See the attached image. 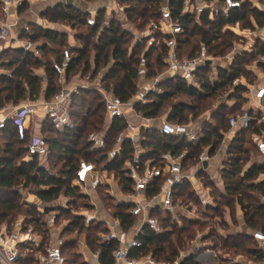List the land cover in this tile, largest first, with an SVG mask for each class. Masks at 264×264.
<instances>
[{"label": "trees", "instance_id": "trees-1", "mask_svg": "<svg viewBox=\"0 0 264 264\" xmlns=\"http://www.w3.org/2000/svg\"><path fill=\"white\" fill-rule=\"evenodd\" d=\"M206 1L222 3L224 0ZM117 2L124 8L123 13L127 19H133L134 15L145 19V23L161 19L160 9L163 0H117ZM184 4L185 0H170L174 20H178L184 29V33L178 38L181 56L196 57L202 44L208 48L210 54L212 52L214 56H224L227 50L233 47L234 34L231 29L227 28L228 26L238 24L242 29L254 30V19L257 26L264 27V11L252 6L249 0H245L241 8L232 10L230 17L226 18L222 11H219L213 19L210 18L209 10H206L199 19L194 14L182 15ZM26 6L20 10L21 13ZM101 14L100 10L94 26L87 23L90 13L73 4H58L49 7L42 12L41 16L53 23L64 21L71 28L77 25L87 28L86 34L75 35L80 41V47L75 50L76 55L73 54V61L67 71L68 82H71V79L78 74L86 75L90 70L93 72V78L101 70H106L102 79L103 86L112 91L115 96L127 101L136 92L137 71L142 55L148 59L149 77L155 76L157 70H165L163 57L167 49L164 40L168 36L158 33L157 36L161 37L160 43L145 52L142 51L143 40L139 39L129 51L127 36L130 33L122 29L120 25H115L114 21L109 25L102 24L104 17ZM31 28L32 34L26 37L41 43L42 58L34 57L23 49L4 51L12 55L0 59L2 60L1 67L11 70L13 77L0 74V109L8 103L18 104L25 100L27 87L31 99L43 96L47 100L51 99L62 87L53 63L62 60L63 50L68 46V34L58 30L44 29L35 23H31ZM196 30H198V40L192 41L191 37ZM92 39L95 41L93 42ZM257 42L251 52L238 53L229 69L218 68L214 79L209 76L211 68L202 67L197 73L200 88L190 86L177 77L166 78L162 81L164 93L152 95L150 103L139 104L136 110L146 118L156 119L162 116L165 107H169L168 121L172 123H188L189 120L194 122L206 109L204 100L220 95L221 91L227 90L228 87H233L231 97L239 105L240 101L244 100L243 93L247 91V88L244 85H234L233 81L237 78H246L251 81L248 79V63L253 62L259 54H264V42ZM53 45L62 46V49L57 51L52 47ZM90 46L95 51L94 67L89 60ZM47 54L50 57H46ZM40 68L46 71V89L43 88L44 79L35 72ZM179 96L192 98L198 104H186L180 100ZM104 109L102 97L96 90L80 89L74 95L70 108V115L75 124L74 129L58 131L46 120L43 136L50 149L47 165L40 164L36 158L30 161L24 160L28 132L21 134L18 127L9 122L0 133L4 137V143L0 144V224L12 225L22 214L26 218V223L35 227L43 239L39 248H34V251L29 253L31 258L35 251L48 244L50 233L47 226L48 214L54 210H60L56 224L61 219L68 220L62 236L66 237L75 232L82 235L85 232L89 248L92 251L100 250L101 263L113 264V252L118 247V242L113 240L109 243H102L98 236L100 232H108L109 229L96 221L86 223L83 217L72 213L75 209L89 206L87 198L77 195L75 192L77 187L72 186L79 161L86 159L95 162L98 166L105 162L106 152L113 148L116 138L127 127L125 119H115L107 128L106 149L95 153L89 152L87 142L89 134L106 128ZM231 115L233 114L225 116L221 113L215 125L210 127L201 125L202 135L197 143L189 142L184 137H166L155 129H142L143 146L147 151L145 157L158 160L164 152L171 151L178 154L186 150L185 169H190L196 164L198 155L205 148H208L210 155L213 156L221 147L224 134L229 129L228 120ZM248 131L253 135H262L264 123L252 121L248 127L238 130L228 148L229 157H232L228 159L227 166L221 171V176L227 195L242 207L246 224L264 233V203L251 195L256 192L264 197V181L256 182L260 175L264 174V161L254 162L245 169L248 157L243 154L249 152V149H244L242 143L245 140L244 134ZM123 145V152L106 167L109 172H115L117 177H121L123 188L127 191L130 189V180L122 168L127 161L132 159L134 147L130 140H125ZM201 175H204V172L201 171ZM205 185L215 187L211 179H207ZM188 187V184L177 187L175 200L182 199L189 202L195 199L198 201ZM20 188L29 189L39 201L46 204L44 212H41L35 203L22 202ZM63 192L71 197L68 206L54 207L53 204L59 200ZM101 192L103 201L110 202L109 207L112 208V214L120 221L123 231L131 230L136 225L137 219L129 213L130 205L127 203L117 205L109 193ZM161 221L164 228L161 233H156L148 227L144 228L140 236L142 246L136 254L152 253L158 260L173 262L180 256L181 244L186 239H192L189 233L191 228L185 225L179 226L178 221L172 216L161 219ZM183 221H188L191 226L194 225L190 219L183 218ZM172 236H175V240L171 239ZM256 246L252 243L251 246L244 248V251L255 256L254 258L258 261L263 260L264 253L256 249ZM73 264L85 263H78L75 260ZM180 264H197V262L194 260V255H190L182 259Z\"/></svg>", "mask_w": 264, "mask_h": 264}, {"label": "built area", "instance_id": "built-area-1", "mask_svg": "<svg viewBox=\"0 0 264 264\" xmlns=\"http://www.w3.org/2000/svg\"><path fill=\"white\" fill-rule=\"evenodd\" d=\"M49 1V0H39ZM31 0H0V54L4 49H23L34 57L42 58L41 43L35 42L27 35L32 34V28L29 23L20 25V10L29 4ZM245 0H224L219 3L221 6H215L206 0H185L182 9V15L194 14L199 19L206 11H210V18L213 19L219 11L228 18L231 11L241 8ZM252 6L260 7L264 11V0H249ZM115 5L111 11H124L117 0L113 1ZM161 21L159 31L160 34L168 36L165 39L166 54L163 57L164 71H158L155 76L149 77V63L145 55L139 60L137 71L136 92L127 101L115 96L112 91L107 90L103 86L102 72L93 78V72L90 70L86 75H81L82 81L78 84H70L67 81V71L73 61L72 45H68L62 53L60 62L54 61L53 67L59 76L61 89L49 100L40 96L36 99L30 98V91L26 89V99L18 104L8 103L0 109V133L12 122L18 127L21 134L28 132L26 144V156L24 160L30 161L38 159L40 164L46 163L50 149L49 144L43 135H35L30 132L31 118L38 111H43L46 119L52 127L58 131L66 129H74L75 124L70 115V108L73 103L74 95L80 89L96 90L102 97L104 103L105 126L103 130L94 131L89 134L87 142L89 152H99L107 147L106 136L107 128L115 119H125L127 127L123 130L115 140L114 146L106 152V160L98 166L93 161L81 159L78 163L76 178L72 181V186L77 187L75 192L77 195L91 197L92 181L98 184L99 181L109 185L108 193L114 199L115 204L127 203L130 205L129 213L136 217L138 224L132 229L131 235L124 232L119 233L115 230L120 225V221L115 218L108 220L109 231L99 233V239L102 243H109L113 240L118 242V247L113 252V264H180V258L173 262L158 260L152 253L136 254L142 246L141 234L145 227L150 230L161 233L164 231L162 225V215L174 217L180 204L175 200L177 187L188 184L193 190L196 189L197 175L204 171V163H209L211 155L209 150L205 148L197 157L194 166L195 171L190 172L185 169V159L187 151L184 150L178 154L171 151L164 152L159 159L145 157L147 154L143 146L142 129H153L152 119L144 117L136 110L139 104H148L152 101L151 96L154 94H162L165 89L162 81L165 78H180L190 86L200 88L197 73L202 67L210 68H230L234 59L235 51L224 59H217L211 55L208 48L202 44L199 54L196 57L181 56L179 52V36L184 33L182 24L178 20H174L170 7V0H163L161 6ZM99 10L90 11L87 23L94 26L97 21ZM236 26H239L238 24ZM227 28L233 29L234 26ZM249 33V32H248ZM159 42H155L154 36L147 41V50ZM258 62L264 65V54L260 55ZM0 74L13 77L11 70L1 67ZM234 85H244L240 78L233 81ZM251 105L244 108L241 112L233 114L228 120V133H235L242 128L248 127L252 121L261 123L264 120V89L257 92L256 95H248ZM227 104H230L229 100ZM231 105V104H230ZM145 121L142 126L135 125L130 122V116ZM209 120V118H208ZM211 121V119H210ZM213 121V120H212ZM159 134L166 137H184L189 142L197 143L202 135V129L190 123H172L162 118L159 125L154 128ZM255 142L259 155L264 158V133L255 135ZM125 140L133 143L134 153L132 159L127 161L122 168L126 177L130 180V189L124 190L121 183V177L115 176V183L109 181L107 165L113 162L117 156L123 152V144ZM228 161V158H227ZM104 175V176H103ZM202 183V182H201ZM106 185V186H108ZM96 186V185H94ZM115 186L120 187L117 194ZM65 195V193H62ZM69 198V196H67ZM202 203L208 205L212 203L211 197L202 198ZM67 203L59 207H67ZM91 206L96 207V203L90 201L88 207H81L72 211L73 215L83 217L86 223L101 220L97 214L91 211ZM41 211L42 209L39 208ZM60 210H54L48 214L47 226L51 239L42 249H38L32 258L29 253L34 248H39L42 242V236L36 232L32 224L26 223V218L22 217L15 221L12 225L7 223L0 224V264H70L65 250L69 248L71 241L67 236L57 230V216ZM114 220V221H113ZM113 221V222H111ZM253 237L259 243L264 244V233L255 231ZM82 253L84 255L85 264H102L100 261V250L92 251L87 243L86 235H83ZM25 246V247H24ZM24 247V249H23ZM184 254L180 255L182 258Z\"/></svg>", "mask_w": 264, "mask_h": 264}, {"label": "rangeland", "instance_id": "rangeland-1", "mask_svg": "<svg viewBox=\"0 0 264 264\" xmlns=\"http://www.w3.org/2000/svg\"><path fill=\"white\" fill-rule=\"evenodd\" d=\"M113 1L114 0H91V1L83 0L79 2L78 5L79 7H82L83 10H88V9L93 10V11L101 10L102 11L101 15L104 17L102 24L109 25L114 21L115 25H120L122 29H125L127 32H129L130 34H128L127 36L129 39V42L127 44V46L129 47V51L132 50V48L134 47V45L137 43L139 39L143 40V47H142L143 52L147 51V47H146L147 41L151 37L154 36L155 42L160 43L161 37L157 36V34L160 33L159 27H160L161 19L150 20L148 23H145V19L137 18L136 15H134L133 19H127L123 11H119L117 13L116 11H111V9L115 6L113 4ZM44 7L45 6H42L34 1L32 2V4H28L26 6L25 10L22 13V16L24 17V19H38L39 18L38 15H40L39 14L40 11L41 10L45 11L47 9V8L45 9ZM55 27L58 31L68 34L67 43L68 45H72V53L76 55L75 50L80 45V41L77 40L75 35L80 34V33L86 34L87 28L84 26H78V25L71 28L70 25H68L64 21L55 23ZM231 31L234 34L233 47L227 50L226 55L221 56V57L215 56L217 59H224V57L230 55L236 49L240 50L242 49V47H249L252 44H254L253 43L254 37L252 36L251 33H248L251 37L250 39H248V38H244V36L241 35L239 28H236L235 30H231ZM197 34H198V30H196L194 32V35L191 37L192 41L198 40ZM92 41L94 42L95 40L92 39ZM52 47L57 51H60L62 49V46H59V45H53ZM5 50H8V49L2 50L0 54V59L11 57L12 54L10 52H7V53L4 52ZM94 54H95V51L90 46V56H89L90 63H92ZM211 55H213L212 52H211ZM46 57H50L49 54H47ZM253 66H254V62L250 61L247 66V71H248V79H250L253 83H255L259 80V77L256 76L254 72H252V69L254 68ZM216 75H217L216 69L211 68V71L209 74L211 79H214ZM73 80L74 78L71 79V82ZM232 91H233V87H228L227 90L221 91L220 95L214 98H209L207 100H204V103L206 104V109H204V112L194 122L188 119L189 120L188 123L190 122L199 123L200 125H203L204 127H207V126L210 127L212 125H215L216 119L219 118V115L221 113H224L225 116L238 113L237 111L238 107L230 106V104H227L228 100L233 99L231 97ZM249 94H250V90L247 88V91L243 93L244 100L240 101L238 106L241 107L243 105V102L246 104L245 107H248L249 105H251V102L254 103L253 101L250 100L248 96ZM179 97H180V100H183L186 104H194V105L198 104L197 101H194L192 98H189L187 96H179ZM169 111H170V108L165 107L161 114L162 115L161 117L168 114ZM261 123H264V120H262ZM244 139L245 140L242 143L243 148L247 150L249 149V152H246L243 154V156L248 157V160L245 165V169H247L250 164L254 162H261L262 159L259 156L256 143L253 139V134L248 131L247 133L244 134ZM1 143H4V137L0 135V144ZM201 176H202L204 185L207 179H211V176L208 173H204V175H201ZM260 181L261 182L264 181V174L260 175ZM212 191L214 192V195L211 197L212 203L208 205H204L202 202H200V200L195 201V199H193L191 200L192 202H195L193 205H190V203L187 204V207L191 209L190 211L191 214L188 212H185L188 209H184V210L180 209V211H183L182 213L188 214V216L184 218L187 220H189L188 218H191L190 220H192V222L194 223V225L191 226V224H189L188 221H183L182 215H185V214H182L180 215L182 217H177V219H175L179 222V226L185 225L186 227L191 228V231L189 233L191 234L190 237H192V239H188V240L186 239L181 244V247L179 248L180 254L188 255L190 253L192 255H195V257L198 258L197 260L199 264H202V261L199 260L201 256L205 258H208V257L211 258V256L213 257L215 256L219 264H239L240 262L239 257L241 255H244L245 257L246 256L249 257L248 254L244 252V248L242 247H236L231 244L226 245L225 243H223L219 239L220 232L218 230V227H221L223 229L228 227V222L225 218V208L223 205L224 204L231 205L229 206V209L234 217V204L233 203L235 202V200L230 198V196L225 197L224 195H221L220 190L216 187L212 188ZM29 193H31L29 189L20 188V195H21L22 202L26 203V199ZM251 195H253L255 198H258L261 202L264 203V197L261 196L260 194L253 192ZM182 201L183 203L187 202L185 200H182ZM101 205L102 207L100 208L102 210L104 209L106 210V208L107 209L109 208L111 209V212H113L112 208L109 207L110 202L108 203V201L105 200L101 202ZM22 217L23 215L20 214L17 220ZM107 218L110 219V217H107ZM64 222H66V219H61L57 225H61ZM97 223L103 225L105 221L97 220ZM103 227H106V226H103ZM100 233L103 234L106 232H100ZM71 235L72 234H68V236H71ZM82 235H86V233L84 232V234ZM50 239H51V236L49 233V241ZM79 239H82V237H80ZM79 239L72 240V242L69 245V248H67L68 250L65 251L66 255L69 258L70 264H73L75 260H77L78 263L84 262V255L82 253L83 248L81 244L79 243L80 241ZM171 239L175 240V236H172ZM202 239H207L208 242H203Z\"/></svg>", "mask_w": 264, "mask_h": 264}, {"label": "crops", "instance_id": "crops-1", "mask_svg": "<svg viewBox=\"0 0 264 264\" xmlns=\"http://www.w3.org/2000/svg\"><path fill=\"white\" fill-rule=\"evenodd\" d=\"M34 1L37 2L38 4L42 5V6H45L44 7L45 9L49 8V7L56 6L58 4H63V5L64 4L65 5L68 4L67 0H49V1L31 0V2L29 4H32V2H34ZM81 1H83V0H73V5H75L78 8L82 9V7H79V5H78L79 2H81ZM213 3H214L215 6H218L219 8L221 7L219 5V2L215 1ZM254 7H257V6H254ZM257 8L261 10L260 7H257ZM86 11L90 12V11H93V10L88 9ZM42 12H44V10L40 11V13H39L40 15H38V17H39L38 19H24V17L22 16V13H21L20 14V25L25 24V23H29L31 25V23H35V24L43 27L44 29L57 30L56 27H55V23L50 22L49 20H46V19H44L41 16ZM253 24L255 26L254 30L242 29L240 26H234V28L231 29V30H235L236 28H239V30L241 32V35L244 36V38H248V39L251 38L250 35L248 34V32L251 33L252 36L254 37V41H253L254 44H256L257 41L264 42V27L260 28L259 26H257V24H256L254 19H253ZM254 44H252L249 47H242V49H240V50L236 49L235 50V56L238 53L251 52L253 50ZM78 47H80V45ZM260 55H263V54H259L257 56V58L253 61L254 62V66L253 67L254 68L252 69V72H254L255 75L259 77V80L257 82H255V83H253L252 81H249L246 78H241V81L244 83V86L250 90V94L251 95H253V94L256 95L259 90L264 89V65H262V64H260L258 62V58H259ZM94 56H95V54H94ZM94 56H93V60H92V66L93 67H94V63H93L94 62ZM35 72L38 75H41V77L44 79L43 88L46 89L47 82H46V77H45L46 76L45 69L44 68H40V69L36 70ZM101 72H102V76L104 77V74H105L106 70H101ZM81 81H82V77L80 76V74H78L76 77H74V80L72 82H70V84H78V83H81ZM229 102L231 104L230 106L238 107L237 108L238 109L237 110L238 113L241 112L244 108H246L245 107L246 104L244 102H243V105L241 107L238 106L237 101L234 98L232 100H229ZM240 109H242V110H240ZM167 117H168V114H166L165 116L160 117V118L152 119L150 125L152 126V128L153 127L156 128L159 125L161 119L162 118L167 119ZM46 120L47 119H46V116H45L44 112L43 111H38L37 114L34 115L31 118V121H30L31 122L30 123V132L32 134H35V135L36 134L37 135L38 134L39 135H43V133H44V124H45ZM129 120H130L131 123H134L135 125H139V126H142V124L145 123V121L136 118L134 115H131ZM194 124L198 125L202 129V127H201V125L199 123H194ZM236 134H237V132H236ZM236 134L234 132L233 133H228V131L224 134V140H223V143H222L221 147L216 151V153L213 156H211L212 158H211L210 162L208 163V166L206 168H203L204 169L203 172L204 173H208L211 176V180L214 182L215 187L218 188L220 190V192H221V195H224L225 197L226 196L229 197V196L227 195V193L225 191L224 180H223V178L221 176V171L227 166V163H228L227 162V158L229 159L228 148H229L230 144L232 143V141H233V139H234ZM253 139L255 141V139H256L255 135H253ZM260 158L262 159L261 162H263L264 158H262L261 156H260ZM225 162H227V163H225ZM43 165H47V161H46V163H43ZM194 166L189 169L190 172H194L195 171ZM114 175H115V173H110V174L108 173L109 181L112 182L113 184L115 183L114 178L116 176V175L115 176ZM196 178H197L196 189L193 190L190 186L188 187L189 190H191L193 192L194 197H196L198 200H200V202H202V198H204V197H208V196L212 197L214 195V192L212 191V187L204 185L202 176L197 175ZM94 182L95 181H92V189L93 190H92L91 197H89V198L86 197L87 201H89L88 203H90V201H93V202L96 203V207L95 208L93 206H91V211L94 212L95 214H97L101 220H104L105 223H103V224L108 229H110L108 224H106V223H107L108 220L115 219V217L113 216V214H112V212H111V210L109 208L108 209L106 208V210L105 209L102 210L100 208V207H102L101 202L103 201V198L101 196V194H102L101 191H104V192L108 193L109 185L108 184H104L103 182H100V181H99L98 184H94ZM256 182H260V177L257 179ZM94 185H96V186H94ZM106 185H108V186H106ZM119 191H120V187L119 186H115V192L118 194ZM70 200H71L70 196H69V198H67L66 195L62 194L61 197L59 198V200L56 201L53 204V206L54 207H59L62 204H65L67 202L69 203ZM176 201L180 204V206L177 209V213H176V215L173 218L177 219V217H182L183 216L182 218H184V217L188 216V214L182 213L183 211H180V209H182V210L188 209L185 212L190 213L191 209H189V207H187V204L190 203V205H193L195 202L189 201V202L183 203L182 199H178ZM26 202L37 204L38 208L42 209L41 212H44V206L46 204H44L41 201H39L35 194L29 193L28 196H27ZM233 204H234V217H233V215H232V213H231V211L229 209V206H231V205L230 204H224L223 205L224 208H225V218H226V220L228 222V227L225 228V229H223L221 227H218V230L220 232L219 239L223 243H225L226 245L227 244H231L233 246L242 247V248L249 247V246L252 245V243H254V244L257 245L256 249H258V250H260V251H262L264 253V244L260 243V245H259V242L257 240H255L254 237H253V233L255 231H259V230H255V229L249 227L246 224L245 217H244V212H243V209L240 206V204L237 201H235ZM67 206H68V204H67ZM182 214H185V215H182ZM180 215H182V216H180ZM107 217H110V219H108ZM168 217L162 215L163 219H167ZM188 219H191V218H188ZM113 221H111V222H113ZM67 224H68V220H66V222H64L61 225H56V228L62 234L64 226H66ZM136 224H138V222H136ZM132 229L129 230V231H126L125 233L128 234V235H131L132 232H133ZM115 230L118 231L119 233L124 232L120 225L116 226ZM80 237H82V239H83V235H79L78 232H75L71 236H67V239L72 242V240L79 239ZM82 239H79L80 240L79 243L82 242ZM202 240H203V242H208L207 239H202ZM244 252L246 254H248L249 257H247V256L245 257L244 255H241L239 257L240 258L239 259V261H240L239 264H264V259L258 261L257 259L254 258L255 256H252L251 254L247 253L246 251H244ZM190 255H192V254L189 253L188 255H184L182 258L179 256L178 258H180V263H181L182 259H184V258H186L187 256H190ZM197 259L198 258L195 257V255H194V260L197 262V264H199ZM199 260L202 261V264H219L218 260L216 259L215 256L214 257L211 256V258L210 257L205 258V257L201 256L199 258Z\"/></svg>", "mask_w": 264, "mask_h": 264}, {"label": "water", "instance_id": "water-1", "mask_svg": "<svg viewBox=\"0 0 264 264\" xmlns=\"http://www.w3.org/2000/svg\"><path fill=\"white\" fill-rule=\"evenodd\" d=\"M68 1V4H73V0H67ZM208 166V163L205 162L204 163V168H206Z\"/></svg>", "mask_w": 264, "mask_h": 264}]
</instances>
